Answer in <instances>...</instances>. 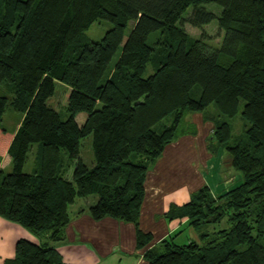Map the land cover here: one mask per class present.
Wrapping results in <instances>:
<instances>
[{
	"label": "trees",
	"instance_id": "trees-1",
	"mask_svg": "<svg viewBox=\"0 0 264 264\" xmlns=\"http://www.w3.org/2000/svg\"><path fill=\"white\" fill-rule=\"evenodd\" d=\"M99 20L113 27L93 40L86 32ZM214 21L220 43L185 28ZM158 30L163 37L150 45ZM57 82L66 86L65 120L49 103ZM0 83V214L39 240L20 239L7 264H68L53 244L87 198L93 219L136 224L146 264H264V0H0ZM212 104V153L223 147L242 182L222 195L204 184L171 204L166 216L186 219L197 237L177 242L184 227L151 246L154 236L139 225L149 167L187 117ZM9 105L23 114L16 131L2 125ZM238 116L240 134L226 120ZM89 137L91 163L81 156ZM38 142L41 168L25 172Z\"/></svg>",
	"mask_w": 264,
	"mask_h": 264
},
{
	"label": "crops",
	"instance_id": "crops-1",
	"mask_svg": "<svg viewBox=\"0 0 264 264\" xmlns=\"http://www.w3.org/2000/svg\"><path fill=\"white\" fill-rule=\"evenodd\" d=\"M187 120L190 129L167 146L162 157L149 167L139 225L143 231L154 236L151 246L177 230L186 228V219L170 220L166 216L171 204L187 203L192 194L204 184L211 188L214 195L218 194L219 188L227 191L236 186L228 187L234 178L227 180L225 175L219 174L222 172L221 150L216 156L212 154L207 136L212 135V128L215 129L213 118L197 112ZM203 125H208L206 134L202 129ZM200 130L203 135H200ZM175 165L187 173V183H182L183 189L178 191L168 185V173L175 171ZM190 167L195 168L192 175L189 174ZM209 168L212 172L207 176ZM91 200L92 198L79 199V203L71 210L72 219L66 228L65 239L53 244L62 254L64 261L68 264H146L144 250L139 249L137 245L136 224L111 217L93 219L88 211ZM82 208L84 211H81ZM189 229L192 234L193 228ZM194 234L197 237V233ZM22 238L39 241L29 229L0 214V264H7L8 260L15 258L17 242Z\"/></svg>",
	"mask_w": 264,
	"mask_h": 264
},
{
	"label": "rangeland",
	"instance_id": "rangeland-1",
	"mask_svg": "<svg viewBox=\"0 0 264 264\" xmlns=\"http://www.w3.org/2000/svg\"><path fill=\"white\" fill-rule=\"evenodd\" d=\"M210 8L214 9L218 14L221 10V8L217 7V6H210ZM112 27H113V24L111 22L106 21V20H99V21L94 22L91 25V27L87 30L86 33H87L89 38H91L93 40H99ZM185 28L193 36H197V35H200L202 32H205V34H207L208 37L212 38L217 43H220L221 36L223 34V31L220 29L217 21H214L213 23L206 25L203 29L193 27L189 23L185 24ZM160 37H163V36L160 35L159 30L152 32L149 36V39H148L149 44L150 45L156 44L161 39ZM155 69H156V60H153L151 63H149L145 75L149 76L150 74H152L155 71ZM196 89H195V94L197 93V91H200V90H198V88H196ZM65 90H66V86L63 83L57 82L55 95L49 100L50 105H52L56 110H58L60 112L61 118L63 120H65L68 116V111L66 110L65 105H64V92H65ZM5 93H7L6 87L4 84L0 83V95L5 94ZM202 113L206 114L207 116H211L212 118L214 117L215 118V119L213 118L214 122L217 121L216 116L218 115V109L215 106V104H212L211 106H209L206 109V111L202 112ZM192 115H194V113L191 114L189 117L192 118ZM22 118H23V114L16 111L15 109H13L9 105L7 107L5 115L3 117L2 125L4 127H6L7 129L15 130L17 128V125L22 121ZM187 119H188V117H187ZM187 119L182 124V127H181L182 132H181L180 136L183 135L184 132H186L187 130L190 129V123H189L190 119H189V121ZM226 120H228L232 124L236 133L240 134L244 131L245 120L242 119L241 117L238 116V117L233 118V119L226 118ZM170 121H171V118L169 117V118L164 120L163 124L170 123ZM162 125H160V127H162ZM202 129H203L204 133L206 134V132L208 130V125H203ZM201 130H200V132H201ZM211 131H212V135L207 136L209 143H211V141H212V136L215 132V129L212 128ZM200 135H203V133L201 132ZM200 138H201V136H200ZM40 148H41V153H40ZM216 150L217 151L215 153H212L214 156H216V154L218 153L219 150H221L222 155H223V159H222L221 167H220V170L222 172H220L219 174L221 176L225 175L227 177V180L234 178L233 183L230 182L228 184V187L230 186V188H231V186L233 187V185H236V186L239 185L242 182L241 174H238V173L235 174V172L232 168H228L227 167L228 165L226 166L224 164L225 153H226L225 149L223 147H219ZM41 156H42V143L38 142V143H35L33 145L31 151L28 154V157H27V160H26L25 166H24V171L25 172H33L36 170H40V168H41ZM62 156H63L62 167H63V169L64 168L66 170L68 169L67 174L69 176H71L73 166H74V161L70 160L68 153L66 152L65 149L62 150ZM81 156L88 163H91L94 160L91 137L82 141ZM2 160H3V157L0 155V166H1ZM215 164H217V163H215ZM175 166H176L174 168L175 171H171L168 173V176L170 177L169 178L170 183L168 182V185L173 187V189H175V191H178V190L183 189L182 183H183V185H184V183H187V182H185V180H187V178H186L187 173L185 174L180 166H178V165H175ZM4 169L6 170V172H10L12 170V164L6 165V167H4ZM216 171H217V169H216ZM194 172H195V168L190 167L189 174L192 175ZM211 172H212V170L210 168L207 169V176H210ZM210 178H212V177H210ZM215 185H216V188H218L217 182H215ZM225 192L226 191L224 188L223 189L219 188L217 195H222ZM78 203L79 202L77 201V204ZM194 233H196V231L194 229H193L192 234H191V230L189 228H186L182 233L179 234V236L176 238V241L179 243H186L189 241V238H191V237L195 238Z\"/></svg>",
	"mask_w": 264,
	"mask_h": 264
}]
</instances>
